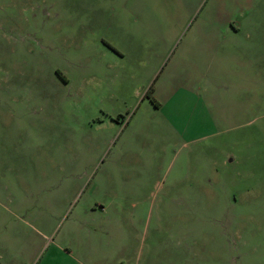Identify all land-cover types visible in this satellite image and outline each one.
<instances>
[{"label":"rangeland","instance_id":"rangeland-1","mask_svg":"<svg viewBox=\"0 0 264 264\" xmlns=\"http://www.w3.org/2000/svg\"><path fill=\"white\" fill-rule=\"evenodd\" d=\"M0 264H264V0H0Z\"/></svg>","mask_w":264,"mask_h":264},{"label":"crops","instance_id":"crops-1","mask_svg":"<svg viewBox=\"0 0 264 264\" xmlns=\"http://www.w3.org/2000/svg\"><path fill=\"white\" fill-rule=\"evenodd\" d=\"M240 6H242V1L240 2ZM229 17H231V16H228V17H226V18H229ZM226 22V24L227 25H229L230 27H232V28H238L239 26H240V20H236V19H234V20H232L231 18H229L227 21H225ZM188 51H184V53H181V57H183V60L185 59L186 60V58H184V56L186 55V53H187Z\"/></svg>","mask_w":264,"mask_h":264},{"label":"trees","instance_id":"trees-1","mask_svg":"<svg viewBox=\"0 0 264 264\" xmlns=\"http://www.w3.org/2000/svg\"><path fill=\"white\" fill-rule=\"evenodd\" d=\"M151 100V99H150ZM151 102H153L152 100H151Z\"/></svg>","mask_w":264,"mask_h":264}]
</instances>
